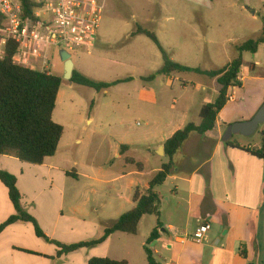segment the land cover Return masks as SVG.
Instances as JSON below:
<instances>
[{"label": "crops", "instance_id": "0c3cea01", "mask_svg": "<svg viewBox=\"0 0 264 264\" xmlns=\"http://www.w3.org/2000/svg\"><path fill=\"white\" fill-rule=\"evenodd\" d=\"M98 41L99 38L96 44ZM240 76L242 86L229 89L230 99L220 111L215 128L205 135L192 134L181 148L185 154L175 155V167L161 185L172 180V196L167 197L169 206L163 209L164 213L159 210L156 214L143 216L136 234L117 231L104 243L60 256L55 243L99 239L106 226L135 206V189L147 191L149 182L164 162L157 165L152 171L153 176L145 181L144 162L128 155L137 145L135 142L120 144L115 156L124 159L126 166L122 171L108 173L112 176L109 181L117 184L107 188L72 183V179L79 182L83 177L93 178L90 173L100 174L101 169L72 160L67 155L59 156L61 142L57 153L47 157L41 165L26 163L15 154L0 155V169L17 177L22 194L20 209L33 215L46 235L39 236L34 224L28 221L19 220L9 225L0 233V264H88L96 256L127 260L128 264H149L146 236L140 234L146 217H155L150 220L151 232L161 222L159 236L152 245H159V248L151 249L156 258V255L161 256V260H157L163 264H264V160L241 149L244 146L240 143L239 147H232L223 140L229 124L253 118L264 103V92L255 99L244 92L251 76L244 72L243 66ZM169 84L174 86L171 80ZM220 88L214 90V99H207L204 104L215 101ZM151 92L155 91L143 88L139 97L143 101H155L156 94L151 97ZM61 94L62 86L58 99ZM233 101L239 102L236 112L228 111ZM93 120L91 117L88 122ZM185 125L174 128L173 124L169 135L162 133L154 151L157 157L166 156L159 154L158 149ZM122 145L127 146L124 151ZM249 146L260 147L261 144ZM228 149L244 151L247 158L236 163ZM129 157L142 162L143 171L129 163L126 160ZM58 180L61 183H57ZM17 213L8 188L0 180V224ZM205 223L211 224L207 239L194 241L195 231ZM242 249L246 250L247 257L241 255Z\"/></svg>", "mask_w": 264, "mask_h": 264}, {"label": "rangeland", "instance_id": "374dc122", "mask_svg": "<svg viewBox=\"0 0 264 264\" xmlns=\"http://www.w3.org/2000/svg\"><path fill=\"white\" fill-rule=\"evenodd\" d=\"M102 1L99 41L90 54L85 50L72 53L75 67L96 80L131 79L100 91L65 79L53 119L65 127L59 156L67 155L101 169L100 174L90 173L93 178L83 177L79 182L73 179L71 182L107 188L117 184L109 181L112 176L108 173L122 171L126 166L124 159L115 156L120 144H137L128 155L144 162L146 175L143 178L150 179L157 165L169 161L167 156L157 157L154 153L158 138L162 133L169 135L173 124L175 128L189 122L199 123L202 105L207 99H214V90L220 88L217 78L197 71L174 72L149 79L163 67L162 53L151 38L145 34L132 36V33L139 26L154 32L173 61L203 71L223 68L241 55L243 70L251 76L244 92L255 99L264 92V44L256 53L241 52L239 46L262 36L264 1ZM51 64L55 66L53 73L64 77L58 48L53 49ZM170 80L174 82L173 87ZM143 88L155 91L150 94L151 97L156 94V100L143 101L139 97ZM238 106L239 102L233 101L228 111L236 112ZM91 117L94 120L89 123ZM263 130L264 123L255 133H237L230 141L244 147L261 144ZM228 150L236 163L247 158L244 151ZM179 154L181 157L185 151ZM156 190L161 194L159 210L164 213L163 209L169 206L167 197L172 196V180ZM151 218L155 217L143 220L140 234L146 236L145 243L154 250L159 245L152 246L154 241L149 243ZM156 256L161 260L160 255Z\"/></svg>", "mask_w": 264, "mask_h": 264}, {"label": "trees", "instance_id": "16d2710c", "mask_svg": "<svg viewBox=\"0 0 264 264\" xmlns=\"http://www.w3.org/2000/svg\"><path fill=\"white\" fill-rule=\"evenodd\" d=\"M22 2L25 13L32 15L33 9L37 6L36 0H22ZM3 20L0 14V24ZM136 34H145L151 38L158 46L164 59L163 67L150 75L149 79L173 72L197 71L217 78L221 86L219 94L215 101L202 106L200 110L201 121L199 123H187L165 141V155L169 158V161L164 163L151 179L147 191L143 192L140 188L135 189L133 194L135 206L121 215L112 224L106 226L104 234L99 239L72 244L55 242L59 247V256L80 248L104 243L111 234L117 231L136 234L143 216L159 212L160 196L156 187L164 184L167 177L172 173L175 167V155L181 152V148L192 134L205 135L215 128L220 111L230 99L229 89L231 87L242 86V81L239 80L243 66L241 55L223 68L203 71L200 68H191L173 61L154 32L139 26L137 31L132 33V35ZM261 44H264V29L262 36L256 40L250 39L244 42L239 46V50L241 52L250 51L256 53ZM16 50L17 44L14 40L10 39L5 46L4 55L0 56V155L15 154L26 163L41 165L47 157L54 156L57 153L59 144L65 133V127L53 119L64 77L63 75L45 71L32 70L29 67L17 64L13 60ZM129 79L131 78L117 79L112 82L100 81L74 69L73 76L69 82L100 91ZM225 143L228 146L239 147L238 144L230 140ZM126 148L127 146H121L122 151ZM241 149L254 157L264 160V130L262 132L260 147L248 146ZM126 160L131 164H135L140 171H143L144 165L142 162H137L131 157ZM69 175H72V173L69 172ZM0 180L8 188L9 197L19 212L11 215L5 222L0 224V233L9 225L22 220L33 223L37 234L45 237L46 235L36 218L20 209L22 194L16 175L0 169ZM161 227L162 225L159 221L150 235L149 243L158 238V229ZM145 250L149 264H163L157 260L154 251L149 246H146ZM240 253L243 257H247L245 249H242ZM88 264H128V261L96 256L91 258Z\"/></svg>", "mask_w": 264, "mask_h": 264}, {"label": "built area", "instance_id": "2783aa9c", "mask_svg": "<svg viewBox=\"0 0 264 264\" xmlns=\"http://www.w3.org/2000/svg\"><path fill=\"white\" fill-rule=\"evenodd\" d=\"M264 1V0H263ZM32 15H27L22 0H0V56L8 40L17 44L13 60L36 71L53 73V49L64 48L71 54L85 50L89 54L99 36L104 9L102 0H36ZM239 80H243L239 76ZM211 224H201L193 235L203 242Z\"/></svg>", "mask_w": 264, "mask_h": 264}, {"label": "water", "instance_id": "95a60500", "mask_svg": "<svg viewBox=\"0 0 264 264\" xmlns=\"http://www.w3.org/2000/svg\"><path fill=\"white\" fill-rule=\"evenodd\" d=\"M61 61L64 64V79L70 80L73 76L75 63L72 58V54L66 49L62 48L59 50ZM264 123V103L260 109L256 112L253 118L245 121H237L228 125L225 134L223 136L224 141L230 140V138L237 133L243 135H251L255 133L259 126ZM159 154H165V147L161 146L158 149Z\"/></svg>", "mask_w": 264, "mask_h": 264}]
</instances>
